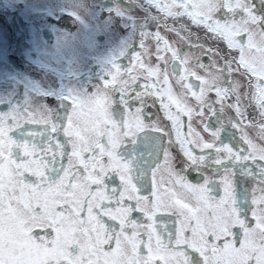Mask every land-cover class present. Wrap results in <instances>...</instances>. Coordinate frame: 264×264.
<instances>
[{
	"label": "snow or ice",
	"instance_id": "6c2138e0",
	"mask_svg": "<svg viewBox=\"0 0 264 264\" xmlns=\"http://www.w3.org/2000/svg\"><path fill=\"white\" fill-rule=\"evenodd\" d=\"M140 7L139 23L117 12L130 36L101 60L91 89L68 88L55 107L39 109L26 96L0 112V264H264V146L247 131L264 140V0H145ZM182 17L205 30L203 42L167 23ZM149 23L221 63L212 62L215 72L193 63L158 30L147 31ZM234 74L248 79L247 92ZM150 105L163 117L153 118ZM252 105L258 120L248 117ZM206 110L217 117L203 125L211 140L192 126ZM165 118L170 124L156 122ZM32 123L44 127L26 126ZM189 169L201 173L196 182ZM208 171L222 172L218 183ZM161 213L179 226L158 229Z\"/></svg>",
	"mask_w": 264,
	"mask_h": 264
},
{
	"label": "rangeland",
	"instance_id": "374dc122",
	"mask_svg": "<svg viewBox=\"0 0 264 264\" xmlns=\"http://www.w3.org/2000/svg\"><path fill=\"white\" fill-rule=\"evenodd\" d=\"M6 3L13 4L19 10L24 11L27 16L31 15L29 19L33 20V24L31 25L34 26V31L32 30L35 35L34 44H26L23 40L21 43L22 51L24 52L25 49L28 50L30 48L32 51L38 50L42 61L50 62L52 64H55L57 61V65L59 66L66 61L67 64L62 67L67 69L74 65L72 68L74 71L81 65L83 66L84 71L87 72L94 69V67L99 70L97 62H101V60L110 52L121 47V41L126 40L130 36V26L125 19H122L120 15H117L118 11L123 13L124 16H127L128 14L133 15L138 23L142 21L146 15L145 11L140 7V4H142L141 0H136V2H133V0H7ZM83 5H87V7H84ZM38 10H47L48 15L47 13H44L42 14L43 16L38 17V13H36ZM149 11L152 15H160L152 8L149 9ZM33 15H36V17L34 16L35 18H32ZM182 24L186 25L185 23ZM28 25L30 24L22 23L21 29L26 28ZM44 25L55 26L56 29V39L49 45L45 43L39 32ZM192 27L196 28L197 26L192 25ZM157 30L174 47L180 49L182 52L188 51L193 63H195L196 60H201L205 64V67L213 72H215V69L210 67L212 62L215 61L217 64L221 63L216 57L205 56L201 52L192 53L191 50L185 48L184 42L181 41L174 32L166 30L163 26H159ZM28 36L30 37L29 34ZM6 42L5 45L7 46L8 42H10L9 39L6 40ZM133 47L139 50L138 43H134ZM148 47L154 49L155 42H149ZM218 47L221 48L220 44ZM168 55L170 59V53ZM152 59L155 61V56H153ZM121 63L127 64L128 61L122 60ZM32 69L33 68H30L24 75L22 74L21 77L22 90L25 96L27 95L28 89L25 88L23 84H26L27 81L34 80L35 83L46 85L48 82H53V79L49 77V74L44 70ZM196 70L200 75H205L203 70ZM169 73L174 82L175 76L172 75L171 65L169 66ZM233 79L241 83L242 91H248V79L246 77L234 74ZM192 81L196 85L199 84L194 78H192ZM195 90L198 91V87ZM12 91L13 89L10 87L5 89L2 93L4 96L12 97ZM208 95L209 98H215L214 92L209 93ZM23 102L24 100H22L20 104H23ZM191 102L194 103V101ZM229 102L231 103L233 101L230 99ZM244 103L246 104L247 100H244ZM151 108L156 110V107ZM216 108L219 109V105H216ZM132 111H135V105L133 106ZM151 115L153 118L157 117L156 114L151 113ZM183 119L185 120V117ZM216 119V116H212L211 113L206 110L204 117L193 118L192 126L199 131L206 140H211L209 134L203 131V125L205 123H215ZM156 122L161 123V120L157 119ZM222 123L227 128V118H224ZM228 131L232 132L237 130L228 128ZM247 131L252 136L255 143L264 146V140L257 138L256 129H247ZM226 135L227 132L222 133V139ZM197 152H199L198 148ZM203 175L210 176L212 179L215 178L218 183L222 172L220 174H214L213 172L208 171L203 173ZM192 182H196V180H192ZM255 187V183H250L249 189ZM219 188L218 192L222 195L223 189L222 187ZM249 219H251L250 214Z\"/></svg>",
	"mask_w": 264,
	"mask_h": 264
},
{
	"label": "flooded vegetation",
	"instance_id": "af4514ba",
	"mask_svg": "<svg viewBox=\"0 0 264 264\" xmlns=\"http://www.w3.org/2000/svg\"><path fill=\"white\" fill-rule=\"evenodd\" d=\"M6 2L7 0H0V112H7L9 110V103L20 104L26 96L31 97L32 107L34 109H39V106L41 104H45L48 107H55L58 104L56 98L59 97L66 89L81 86H87L89 87V89H91V84L93 82H98L95 80V77L100 73L101 62H97L99 70L94 67V69H91L87 72L84 71L83 66L81 65L74 71L72 69L74 65L71 68L67 69H64L62 67L67 64L66 61L60 66L57 65V61L55 62V64L42 61L38 50L32 51L30 48L28 50L25 49L23 52L21 49V43L23 40L24 42H26V44H34V26L31 25L33 24V20L29 19L31 15H25L24 11L19 10L13 4ZM47 12V10H38L36 13H38V17H41L43 16L42 14H46ZM34 16L36 17V15H33L32 18H35ZM217 16H221V13L217 14ZM22 23L30 25H28L27 27L23 26L26 28L21 29ZM39 32L42 39L47 45L51 44L56 39L55 26L44 25L41 27ZM28 34L30 35V37L28 36ZM45 34H47L49 41L46 40ZM8 39L10 42H8V45L6 46V40ZM211 42L213 41L210 40L208 44H211L214 47H218V45ZM220 47L221 49H224L225 46H221L220 44ZM30 68H33L32 70H44L49 74L48 76L53 79V82H48L46 85L42 83H35L34 80H29L26 84H23L24 87L28 89L27 95L25 96L22 90L21 77L22 74L24 75ZM10 87L13 89L12 97L4 96L2 92ZM41 93H49L50 95L40 97L39 95ZM149 110L151 111L150 113L163 117L162 112L158 113V106L156 107V110H153L151 107ZM254 116L257 118V120L259 119L255 106L252 105L248 107V117L249 119H251ZM185 122L186 125L183 131L186 132L187 117H185ZM168 124H170V122L167 121L166 118L161 120L162 126ZM26 126L31 129L40 130H42L44 127L43 124L36 123L28 124ZM52 135L55 136L54 133ZM173 139H175L174 133ZM32 140L37 143L42 142L43 146L45 148L47 147V141H41L40 137H33ZM37 155L43 156L44 153L38 151ZM48 155L50 156L51 153H48ZM45 159H47V157H45ZM161 165H163L162 157ZM65 166H67L66 163ZM200 175L201 174H199V172L194 173L190 169L187 172V177L190 182H192V180L195 181V178ZM159 176L160 173H158V179ZM214 180L216 179L214 178ZM116 183H119L118 178H116ZM247 187L250 188V183L247 184ZM219 189L220 188H217V191ZM133 217L140 223H148L142 213H133ZM104 220L109 225L114 223L113 221L108 220L107 217H105ZM178 226V221H176L174 217L169 216L167 213H161L157 216L156 227L161 231H165V234H167L166 230H174V228Z\"/></svg>",
	"mask_w": 264,
	"mask_h": 264
},
{
	"label": "trees",
	"instance_id": "16d2710c",
	"mask_svg": "<svg viewBox=\"0 0 264 264\" xmlns=\"http://www.w3.org/2000/svg\"><path fill=\"white\" fill-rule=\"evenodd\" d=\"M144 2H145V0H141V3H144ZM152 9H154L158 14H160L158 16H162V14L159 13L155 8H152ZM167 20H168L169 25L170 26L172 25L173 27H179L182 23H185L186 24L185 26H187L190 29V31L193 32L194 34H198L202 38V42H203V40L206 36L205 30L202 27H196V28L194 27L193 28L191 22L186 17H182L177 21H174L172 18H167ZM158 27L159 26L155 23H149V25L147 27V31L155 32V31H157ZM181 35H183V33H181ZM136 39L137 40L139 39L138 34H137ZM209 41L210 40H208L207 43H209ZM221 46H223V45L221 44Z\"/></svg>",
	"mask_w": 264,
	"mask_h": 264
},
{
	"label": "water",
	"instance_id": "95a60500",
	"mask_svg": "<svg viewBox=\"0 0 264 264\" xmlns=\"http://www.w3.org/2000/svg\"><path fill=\"white\" fill-rule=\"evenodd\" d=\"M45 33H46V32H45ZM45 38H46V40H48V41H49V38H48L47 34H45Z\"/></svg>",
	"mask_w": 264,
	"mask_h": 264
}]
</instances>
